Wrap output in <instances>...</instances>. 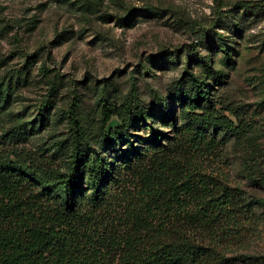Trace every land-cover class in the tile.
Wrapping results in <instances>:
<instances>
[{
  "label": "rangeland",
  "instance_id": "obj_1",
  "mask_svg": "<svg viewBox=\"0 0 264 264\" xmlns=\"http://www.w3.org/2000/svg\"><path fill=\"white\" fill-rule=\"evenodd\" d=\"M199 81L207 95L198 105L212 104L245 132L219 131L224 150L189 153L173 167L210 176L251 210L233 211L217 236L196 238L223 257L247 254L249 264H264V0H0V135L21 124L20 147L47 163L66 165L71 108L83 149L116 163L129 141L142 147L151 125L135 121L117 144L100 147L102 107L130 103L171 135L163 113L181 119L176 94ZM117 125L112 116L105 128ZM156 172L150 177L169 195L167 175ZM126 177L115 190L119 221L125 199L142 186L137 174Z\"/></svg>",
  "mask_w": 264,
  "mask_h": 264
},
{
  "label": "trees",
  "instance_id": "obj_2",
  "mask_svg": "<svg viewBox=\"0 0 264 264\" xmlns=\"http://www.w3.org/2000/svg\"><path fill=\"white\" fill-rule=\"evenodd\" d=\"M221 48L227 53L224 44ZM181 89L176 94L181 119L166 112L161 117L164 123L171 119V135L130 103L102 107L100 147L117 144L135 121L145 118L151 125L142 147L129 141L116 151V163L83 149L85 134L73 108L68 120L75 135L64 169L20 147L27 134L21 124L2 131L0 264H249L250 255L223 257L196 236H217L233 211L247 212L251 205L239 192L216 188L210 176L173 167L189 153L224 150L219 131L241 136L245 130L212 104L198 105L207 95L202 81ZM112 116L119 125L106 129ZM152 171L167 175L169 195L157 187L164 184L150 177ZM132 173L142 186L125 199L119 221L115 190Z\"/></svg>",
  "mask_w": 264,
  "mask_h": 264
}]
</instances>
